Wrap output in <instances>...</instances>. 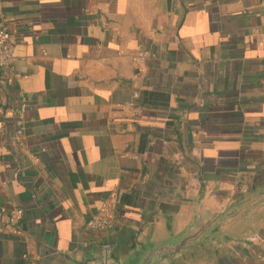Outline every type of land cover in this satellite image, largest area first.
Segmentation results:
<instances>
[{
    "label": "crops",
    "instance_id": "0c3cea01",
    "mask_svg": "<svg viewBox=\"0 0 264 264\" xmlns=\"http://www.w3.org/2000/svg\"><path fill=\"white\" fill-rule=\"evenodd\" d=\"M0 24V264L114 244L184 168V129L220 190L264 167V0H0ZM113 193L114 225L88 229ZM217 264H264V229Z\"/></svg>",
    "mask_w": 264,
    "mask_h": 264
},
{
    "label": "water",
    "instance_id": "95a60500",
    "mask_svg": "<svg viewBox=\"0 0 264 264\" xmlns=\"http://www.w3.org/2000/svg\"><path fill=\"white\" fill-rule=\"evenodd\" d=\"M182 131L184 168L155 189L153 211L111 245L81 246L72 264H217L245 252L264 229V167L238 188L220 190L204 177V154Z\"/></svg>",
    "mask_w": 264,
    "mask_h": 264
},
{
    "label": "built area",
    "instance_id": "2783aa9c",
    "mask_svg": "<svg viewBox=\"0 0 264 264\" xmlns=\"http://www.w3.org/2000/svg\"><path fill=\"white\" fill-rule=\"evenodd\" d=\"M16 41L10 34L8 27L5 24H0V70L4 67L10 66L15 58ZM148 58V52H139L136 56L137 61L143 62ZM26 107L25 103L20 106L22 112ZM118 203V195L111 194L102 203L99 210L93 214L85 222L88 229L103 234L110 229L116 222L115 209ZM21 218L20 210H12L10 215V222H16ZM26 256V255H25Z\"/></svg>",
    "mask_w": 264,
    "mask_h": 264
},
{
    "label": "rangeland",
    "instance_id": "374dc122",
    "mask_svg": "<svg viewBox=\"0 0 264 264\" xmlns=\"http://www.w3.org/2000/svg\"><path fill=\"white\" fill-rule=\"evenodd\" d=\"M205 178H208L206 174H205Z\"/></svg>",
    "mask_w": 264,
    "mask_h": 264
}]
</instances>
